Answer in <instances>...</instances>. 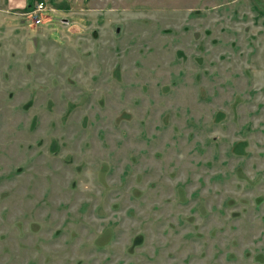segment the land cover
Segmentation results:
<instances>
[{"label": "rangeland", "instance_id": "rangeland-1", "mask_svg": "<svg viewBox=\"0 0 264 264\" xmlns=\"http://www.w3.org/2000/svg\"><path fill=\"white\" fill-rule=\"evenodd\" d=\"M0 264H264V0H0Z\"/></svg>", "mask_w": 264, "mask_h": 264}, {"label": "crops", "instance_id": "crops-1", "mask_svg": "<svg viewBox=\"0 0 264 264\" xmlns=\"http://www.w3.org/2000/svg\"><path fill=\"white\" fill-rule=\"evenodd\" d=\"M29 0H5V4L11 9L23 8Z\"/></svg>", "mask_w": 264, "mask_h": 264}, {"label": "built area", "instance_id": "built-area-1", "mask_svg": "<svg viewBox=\"0 0 264 264\" xmlns=\"http://www.w3.org/2000/svg\"><path fill=\"white\" fill-rule=\"evenodd\" d=\"M42 9H44V4L42 2H39L33 11L34 13H36L38 11H41Z\"/></svg>", "mask_w": 264, "mask_h": 264}, {"label": "flooded vegetation", "instance_id": "flooded-vegetation-1", "mask_svg": "<svg viewBox=\"0 0 264 264\" xmlns=\"http://www.w3.org/2000/svg\"><path fill=\"white\" fill-rule=\"evenodd\" d=\"M39 2H42V3L44 4V2H43V1H39ZM39 2H38V3H39ZM38 3H37V4H38ZM37 4H36V5H37ZM36 5L34 6V8H30V9H31V10H34V9H35V7H36ZM44 7H45V4H44Z\"/></svg>", "mask_w": 264, "mask_h": 264}]
</instances>
